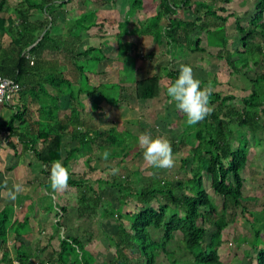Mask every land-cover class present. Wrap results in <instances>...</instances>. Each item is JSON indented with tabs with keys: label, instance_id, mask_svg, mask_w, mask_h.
Here are the masks:
<instances>
[{
	"label": "trees",
	"instance_id": "1",
	"mask_svg": "<svg viewBox=\"0 0 264 264\" xmlns=\"http://www.w3.org/2000/svg\"><path fill=\"white\" fill-rule=\"evenodd\" d=\"M217 1L220 5L210 4L207 0H129L127 18L118 23L116 37L123 72H126L131 61L135 67V59L138 58L134 55L129 37L128 19L142 11L151 15L139 24L137 32L151 36L159 45L165 42L169 53L173 47L183 53L186 50L191 53L205 52L207 48L201 45L200 34L206 33L207 45L218 48L215 56L232 72L248 76L252 71L254 76L250 78L251 89L240 95L238 107L231 105L238 98L237 95L217 90L208 79L200 81L201 87L210 93V112L192 126L187 125L186 115L168 100L161 119L168 127L181 121L182 132L177 141L170 145L172 149H188L182 159V167L194 164L189 169L190 177L184 181H152L136 191L133 186L141 181L140 171L115 179L113 184L120 194L117 201L121 205L117 208L111 204L104 205L103 211L115 215L118 222L115 236L109 237L116 253L105 264H160L158 257L162 253L168 264H223L219 250L225 242V234L237 221L239 209L253 229V238L236 241L250 243L251 248L246 251L249 264H264V212L257 213L244 205L251 198L244 194L249 135L256 138L257 144H261L256 136H259L258 133L264 134V0L256 3L246 25L243 18L229 11L228 5L233 0ZM74 2H77L76 6L67 10L66 7ZM84 2L19 0L10 7L9 0H0V74L17 81L21 86L20 94L28 92L30 100L36 98L39 103L36 119L26 118L30 111L26 102L23 105L16 103L8 106L13 113L4 125L0 124V130L10 135L3 146L12 150L16 157L25 152L32 153L34 159L40 162L44 174L50 176L54 161L62 162L69 172L68 186L76 188L79 194L78 215L87 219L102 208L101 199L87 178L75 177L70 172L69 162L89 150L85 164L94 170L90 165L94 159L92 149L95 146L100 149L104 145H98L96 138L111 147H121L123 143L118 141L121 133L116 132L115 127L106 131L96 130L94 133L83 130L84 127L86 129L87 121L81 116V111L88 108L89 103L94 110L95 103L99 105L94 97H103L104 92L100 88L105 86L103 83L94 84L93 76H99L95 65L106 59V56L100 47L92 45L82 49L81 36L85 34L93 37L97 33L102 37L104 24L103 21L99 22L97 9L113 5L116 0ZM88 3L94 4L95 9L85 8ZM65 10L70 11L72 16L66 20L67 29L63 33L69 34L72 40H61L62 33L59 42L57 36H52L51 28L57 18L56 13ZM230 18L235 19L239 35L237 48L230 47L226 27ZM4 35L10 38L7 47H3ZM45 50L66 51L65 55L69 56L66 58L72 60L79 73L77 91L71 88L73 81L67 74L57 69V60H45L40 56ZM254 68H259V72L256 73ZM178 74L179 70L165 66L157 74L132 80L130 86H127V82L131 81L127 77L117 85H122L123 92L130 94L133 99L145 102L161 96L164 75L170 79L171 85ZM49 88L55 92L52 93ZM66 93L68 104L65 106ZM84 95L90 99L86 101L85 107L80 104ZM65 139L77 145L70 148L63 157ZM126 156L124 152L121 159ZM204 173L210 178V187L215 197L222 199L221 210L205 188ZM132 196H137L140 210L127 212L126 200ZM159 198L165 202L161 203ZM154 201L157 207L152 204ZM58 209L59 219L54 223L57 231L65 228L61 214L68 211L66 206ZM230 209L234 212L230 213ZM30 221L28 214L23 219H17L15 211L10 212L6 205L0 210V264L96 263V257L87 249L90 234L58 235L57 247L52 244L56 237L48 236L49 240L42 248V237L39 236L37 240L41 242L35 241L39 247L30 250L25 238L29 239L34 234L33 229L26 236L19 231ZM177 233L182 236L184 249L193 257L190 263L181 261L175 251L169 249ZM47 249L49 254L46 261L37 258L39 252L43 254ZM251 249L255 253L253 257L249 254Z\"/></svg>",
	"mask_w": 264,
	"mask_h": 264
},
{
	"label": "rangeland",
	"instance_id": "2",
	"mask_svg": "<svg viewBox=\"0 0 264 264\" xmlns=\"http://www.w3.org/2000/svg\"><path fill=\"white\" fill-rule=\"evenodd\" d=\"M19 0H9V6L17 3ZM81 2L86 0H79ZM196 1V0H192ZM259 0H233L228 5L229 11L235 12L237 17L243 18V23L246 25L252 16V9ZM208 3L214 5H220L217 0H207ZM77 2L66 7L67 10H71L70 7H75ZM129 6V0H116L113 5H105L97 9L99 16V22L103 21L104 27L102 28V37L97 33L90 37L89 35H82L81 47L85 49L89 46L100 47L102 52L105 54L106 59L95 65V70L100 71L96 76H93L94 84L103 83L105 87H101L100 90L103 97H94L99 105H94V110L91 109L93 105L86 101L90 99L84 95L82 96L81 106L87 107L81 111V116L86 119L87 126L83 130L89 132L106 131L111 127H115L116 132H120L118 141L123 143L121 147H111L103 143L102 139L96 138L98 145H103L98 149L96 146L93 147V160L90 164L94 167V170L90 166L85 164L87 154L90 152L85 151L82 156H75L69 162L70 172L72 171L77 176H84L87 178L91 187L97 192L101 199L100 210L93 214L91 218L82 219L78 215V198L79 194L76 188L67 186L62 191H53L51 185H45L50 179L49 176L42 175L40 168H42L39 161L34 159V156L30 152H25L22 159L19 160L21 163H29L26 165L29 176L24 178L23 173L19 170L12 171L16 165H11V160H8L5 156L10 154L13 156V151L7 149L4 142L9 139V134L5 135V138L1 140L0 146V210L1 207L8 206L10 212L15 211L17 219H23L28 214L31 217L30 224H26L19 231L21 234L26 236L32 229L34 234L28 239L25 238L26 245L30 246V250H36L35 241L39 236L42 237L40 248L45 246L49 240L48 236H55L52 244L57 247L58 235H70V236H88L90 237V243L87 245V249L96 257V263L94 264H105L106 262L113 259L115 252L114 246L111 245L109 237L115 236L117 232L118 222L114 216H111L108 211L104 212V205H110L113 208L119 207L121 204L117 201V197L120 196L117 188L113 182L115 179L120 177H127L134 172L140 171L141 181L135 187V191L142 189L143 187L151 184L152 181L158 180H186L190 177L189 169L190 165L185 168L182 167V159L187 155L188 149L183 148L181 150L172 149V155L174 164L171 168L156 169L149 165L143 159L144 147L138 143V137L141 135H149L151 138H164L170 144L178 139V135L182 132L181 121H177L173 127H168L166 122L161 119V115L164 113V107L167 105L168 96L166 94V88L170 86V79L164 75L163 78V90L161 96L154 100H143L137 101L133 99L130 94L123 92L122 85L119 81L126 79L131 80L127 82V86L133 82L134 79H143L153 74L160 72L161 68L168 66L171 69L179 70L181 65H189L192 68L193 76L199 81H206L207 79L214 83L217 90H221L225 93L231 92L238 96L232 101L231 105L238 107L240 104V95L246 94L251 89L250 78L254 76L252 71L248 76L244 74H238L232 72L223 61H220L215 53L218 48L215 46L207 45V34H200L202 38L201 45L206 47L205 52L198 51L191 53L186 50L185 53L179 52V49H171V53L168 51V45L163 42L162 45L155 43L154 39L149 35H140L137 32L139 24L144 22L151 13L138 11L134 17L128 19V29H130V39L133 43L134 55L138 58L135 59V67L133 61L129 63L126 72L122 71L120 60L122 56L118 54L117 45V33L118 23L124 21L127 18V10ZM224 6V5H223ZM85 8L95 9L94 4L88 3ZM246 11L249 14H246ZM7 16L5 13L3 14ZM57 18L51 28L52 35L56 36L67 27L68 19L72 16L70 11L57 12ZM228 34L230 37V47L237 48L239 46V35L235 28V19L230 18L226 24ZM135 30V32H134ZM99 37V38H97ZM101 37V38H100ZM3 44L9 39L8 36L4 35ZM6 41V42H5ZM57 41L60 42L59 38ZM264 47V40H263ZM150 53L153 56L149 57ZM49 56V54H47ZM52 57V56H49ZM133 60V59H132ZM64 67L68 78L73 81L71 87L74 91L78 89L79 73L75 66L70 61L64 62ZM94 70V71H95ZM133 71V73H132ZM254 71L259 72V68H254ZM97 78V80H96ZM127 81V80H126ZM126 89V88H125ZM69 91V90H68ZM64 105L68 104L67 93ZM122 99V100H121ZM81 100V99H80ZM121 102H118L120 101ZM96 106V107H95ZM97 110V111H96ZM235 128V126H234ZM127 132H125V131ZM243 131H246L243 128ZM256 136L261 140V144L256 143V138L249 135V161L245 169V196L251 197L250 200L244 202V205L248 209H252L257 213L264 212V134ZM7 137V138H6ZM63 146V157L66 156V152L76 146L77 144L71 142L69 139L64 140ZM6 144V143H5ZM19 150L21 146L18 145ZM91 151V152H92ZM127 155L126 158H122L123 153ZM138 153V154H137ZM137 154V155H136ZM18 162V160L15 158ZM6 161L7 168L3 166ZM15 162V161H14ZM6 170H5V169ZM11 169V170H10ZM10 170V171H8ZM22 173V174H21ZM37 176V177H36ZM29 180V182H28ZM99 180V181H98ZM103 180V181H102ZM105 181V182H104ZM41 186H40V184ZM204 184L207 191L214 197L219 210L222 209V199L215 197L213 190L210 187V178L204 173ZM19 189L18 191L16 189ZM15 192V199L10 198V194ZM89 193H93L89 191ZM91 198L93 196H90ZM160 199V198H159ZM8 202L13 204H8ZM161 203L165 201L160 199ZM30 203V204H29ZM127 212H135L140 210V204L137 196L128 197L126 200ZM154 206H158L157 202H152ZM66 206L68 209L67 213L62 215V220L65 224V228H61L58 231L54 223L59 219L58 212L59 207ZM35 213H34V212ZM33 212V213H32ZM230 213L234 210L230 209ZM236 223L231 226L228 233L225 234L224 244L220 248L219 253L223 264H249L247 260L246 251L251 248L249 242H240L236 239H252L253 229L247 220L242 217L241 210L237 211ZM41 224H39V222ZM181 235L177 233L175 239L170 242L169 249L175 251L177 258L185 263L193 261L192 255L187 252L182 243ZM33 238V239H32ZM251 241V240H250ZM237 242V243H236ZM26 251L27 248L25 247ZM38 253L37 258H42L46 261L48 249L46 252L41 254ZM250 257L255 256V253L251 249ZM1 256V253H0ZM37 262V260H34ZM160 264H168L167 258L164 253L158 257Z\"/></svg>",
	"mask_w": 264,
	"mask_h": 264
},
{
	"label": "clouds",
	"instance_id": "3",
	"mask_svg": "<svg viewBox=\"0 0 264 264\" xmlns=\"http://www.w3.org/2000/svg\"><path fill=\"white\" fill-rule=\"evenodd\" d=\"M166 94L169 103H174L176 109L186 115V123L189 126L197 124L210 112V93L194 78L189 65L180 66L178 77L166 88ZM138 143L144 147V161L152 167L166 169L173 166L172 148L166 139L160 137L153 139L145 134L138 137ZM49 179L54 192L62 191L68 186L69 172L61 161L57 160L51 164ZM10 198L15 199V192L10 194Z\"/></svg>",
	"mask_w": 264,
	"mask_h": 264
},
{
	"label": "crops",
	"instance_id": "4",
	"mask_svg": "<svg viewBox=\"0 0 264 264\" xmlns=\"http://www.w3.org/2000/svg\"><path fill=\"white\" fill-rule=\"evenodd\" d=\"M66 29H67V27L64 29V30H60V31H58V32H60L59 34H56V38H59L60 37V35L63 33V32H65L66 31ZM53 36V35H52ZM55 36V35H54ZM82 37V36H81ZM9 38V37H8ZM66 38H68V40L70 39V40H72L71 39V37L69 36V34H67V33H63V35H62V38H61V40H64V39H66ZM97 38H99V37H97ZM101 38V37H100ZM4 40H6L5 38H4ZM6 42V41H5ZM9 43H10V38L7 40V42L5 43V44H3V47H7L8 45H9ZM65 52L66 51H63V50H60V51H55V52H52V51H50V50H45V51H43L42 52V54H40V56L43 58V59H45V60H57L58 61V63H59V67L57 68V69H59V70H62L64 73H66V70H65V67H64V62L67 60V61H70L71 63H72V60L71 59H69V58H66V57H69L68 55H65ZM180 52V51H179ZM47 54H49V56H52V57H49V56H47ZM97 72H99L100 73V71H97ZM67 74V73H66ZM97 74V73H96ZM95 76V75H94ZM49 90L52 92V93H54L55 92V90L54 89H52V88H49ZM28 92H22V94H19V96L16 98V100H15V103L14 104H16L17 103V105H23L25 102L27 103V105H28V109L30 110L29 111V113H28V116L26 117V118H32V119H36V118H38V115H37V111H38V109H39V103H38V100L36 99V98H33V99H31L30 100V98L28 97ZM13 113V110L10 108V107H7V106H4V105H0V124H2V125H4L7 121H8V119H9V117L11 116V114ZM32 121H34V120H32ZM18 123L19 122H17L16 123V125H18ZM24 126H26V125H24ZM6 134H9V133H7L5 130L4 131H1L0 130V139L2 140V138L4 139L5 138V135ZM8 136V135H7ZM7 138V137H6ZM1 140H0V146H1ZM4 147V146H3ZM25 155V153H22V154H20L18 157H16L14 154H13V156L12 155H10V154H6L5 156H3V157H5V160H6V158H8V160H11V165L12 166H14V165H16V167H15V169L13 168V170L12 171H21L22 173V175L24 176V178H26L27 176H29V174L30 173H28L27 172V168H26V165H30V162L29 163H21L19 160H21L22 159V156H24ZM15 158L18 160V162L15 160ZM15 161V162H14ZM2 162V161H1ZM3 163V162H2ZM3 166H5V167H7L6 166V161L3 163ZM12 166H10V167H12ZM10 167H7V168H10ZM5 169V168H4ZM42 168H40V173L42 174V175H45L46 176V174H44L43 172H42V170H41ZM6 170V169H5ZM11 170V169H10ZM10 170H8V171H10ZM48 176V175H47ZM37 177V176H36ZM28 182H29V180H28ZM40 184V183H39ZM48 184H50V180L47 182V183H45V185H47L48 186ZM40 186H41V184H40ZM7 204V203H6ZM5 204V205H6ZM8 204H13V203H9L8 202ZM30 204V203H29ZM4 205V206H5ZM4 206H2L1 207V209L4 207ZM34 212V211H33ZM32 212V213H33ZM35 213V212H34ZM16 217V216H15ZM30 220H31V217H30ZM31 222V221H30ZM39 222V224H41V222L40 221H38Z\"/></svg>",
	"mask_w": 264,
	"mask_h": 264
},
{
	"label": "built area",
	"instance_id": "5",
	"mask_svg": "<svg viewBox=\"0 0 264 264\" xmlns=\"http://www.w3.org/2000/svg\"><path fill=\"white\" fill-rule=\"evenodd\" d=\"M20 90L21 86L17 81L0 74V105L8 107L14 104Z\"/></svg>",
	"mask_w": 264,
	"mask_h": 264
}]
</instances>
